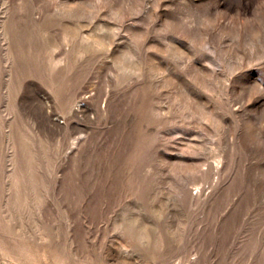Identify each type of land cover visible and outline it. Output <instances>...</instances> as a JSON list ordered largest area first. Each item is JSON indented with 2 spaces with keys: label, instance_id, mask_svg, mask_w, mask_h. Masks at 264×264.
Listing matches in <instances>:
<instances>
[{
  "label": "rangeland",
  "instance_id": "obj_1",
  "mask_svg": "<svg viewBox=\"0 0 264 264\" xmlns=\"http://www.w3.org/2000/svg\"><path fill=\"white\" fill-rule=\"evenodd\" d=\"M0 264H264V0H0Z\"/></svg>",
  "mask_w": 264,
  "mask_h": 264
}]
</instances>
